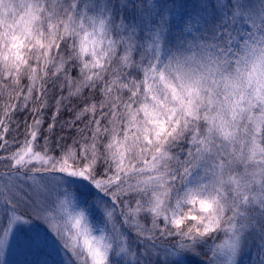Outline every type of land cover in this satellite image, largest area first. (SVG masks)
I'll return each instance as SVG.
<instances>
[{"label": "snow or ice", "instance_id": "obj_1", "mask_svg": "<svg viewBox=\"0 0 264 264\" xmlns=\"http://www.w3.org/2000/svg\"><path fill=\"white\" fill-rule=\"evenodd\" d=\"M0 264H264V0H0Z\"/></svg>", "mask_w": 264, "mask_h": 264}]
</instances>
